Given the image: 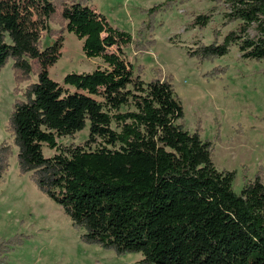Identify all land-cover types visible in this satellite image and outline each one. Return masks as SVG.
Here are the masks:
<instances>
[{
    "label": "trees",
    "instance_id": "obj_1",
    "mask_svg": "<svg viewBox=\"0 0 264 264\" xmlns=\"http://www.w3.org/2000/svg\"><path fill=\"white\" fill-rule=\"evenodd\" d=\"M163 0L145 10L149 19L131 33L112 26L91 0H0V70L11 60L16 96L0 143V181L17 148L21 174L60 205L88 244L117 255L139 253L140 264H264V177L260 168L240 192L234 170H218L213 142L197 127L184 128L183 106L169 77L145 82L124 47L147 50L144 37L155 15L178 2ZM223 3L224 23H236L220 40L197 43L187 56L199 62L225 56L235 45L241 57L264 61V0ZM211 13L190 27L203 29ZM82 40L86 57L104 67L71 72L63 84L49 76L60 57L63 31ZM44 35L55 37L43 45ZM226 67L207 72L223 73ZM35 77V79H33ZM28 82L26 87H19ZM88 125L87 138L62 145ZM43 145L54 149L45 156Z\"/></svg>",
    "mask_w": 264,
    "mask_h": 264
},
{
    "label": "rangeland",
    "instance_id": "obj_2",
    "mask_svg": "<svg viewBox=\"0 0 264 264\" xmlns=\"http://www.w3.org/2000/svg\"><path fill=\"white\" fill-rule=\"evenodd\" d=\"M163 0H91L92 7L102 13L115 27L137 39L138 31L149 17L145 10ZM223 3L214 0H186L155 15V28L141 39L152 40L147 50L135 52L133 43L124 47L134 70L140 67L141 78L147 82L156 73L169 77L183 106L184 128L193 132L197 127L202 140L213 142L212 161L218 170H234L233 190L239 193L255 173L264 177V61L241 57L235 45L229 52L212 61L199 62L187 56V49L197 43H209L213 29L221 37L236 23H224ZM211 13L203 29L190 27L200 13ZM60 57L51 66L49 76L63 84L71 72H90L104 67L100 57L88 58L82 40L62 25ZM55 37L44 35L43 45ZM10 60L0 70V143L12 141L6 130L14 94L15 81ZM226 67L217 76L207 72ZM35 79V77H33ZM28 82L19 85L21 91ZM88 125L71 136L58 137L62 145L79 144L87 138ZM17 148L0 181V264H140L139 253L117 255L82 241L83 229L72 225L61 206L38 189L31 173L21 174L16 159ZM49 157L55 153L43 145Z\"/></svg>",
    "mask_w": 264,
    "mask_h": 264
}]
</instances>
